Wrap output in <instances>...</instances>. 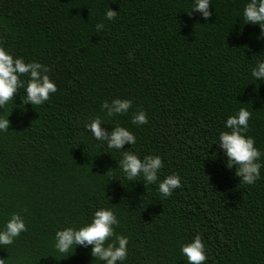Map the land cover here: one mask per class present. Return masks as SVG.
I'll use <instances>...</instances> for the list:
<instances>
[{
  "label": "trees",
  "instance_id": "obj_1",
  "mask_svg": "<svg viewBox=\"0 0 264 264\" xmlns=\"http://www.w3.org/2000/svg\"><path fill=\"white\" fill-rule=\"evenodd\" d=\"M193 2L0 0V46L46 65L57 87L42 106L21 110L19 89L0 108L9 115L0 134V227L13 213L27 227L0 246L5 264H100L90 246L64 255L53 247L57 230L90 222L100 207L115 212L116 234L128 237L125 264H187L180 246L196 233L205 264H264V167L254 185H240L212 144L245 107L248 135L264 153V83L249 75L264 59V40L258 25H244L248 0H211L207 21L187 14ZM108 8L117 11L112 21ZM115 98L132 106L106 117L101 104ZM141 110L148 123L133 125ZM93 117L109 132L129 129L136 144L122 150L160 156V178L176 173L181 187L164 199L157 185L124 180L122 152L96 146L85 129Z\"/></svg>",
  "mask_w": 264,
  "mask_h": 264
},
{
  "label": "clouds",
  "instance_id": "obj_2",
  "mask_svg": "<svg viewBox=\"0 0 264 264\" xmlns=\"http://www.w3.org/2000/svg\"><path fill=\"white\" fill-rule=\"evenodd\" d=\"M211 0H194L187 14L198 12L200 18L207 21L212 13L209 12ZM244 25H258L260 34L257 40H264V0H248L242 10ZM117 17V11L105 12L104 19L112 21ZM105 25L97 23L95 29L100 32ZM49 68L37 61L26 63L23 57H15L3 46H0V108L9 102H13L14 96L23 89L21 98V110L23 105L42 106L49 100L50 95L55 94L57 87L48 75ZM250 77L255 82L264 83V59H259L251 67ZM21 77H27L26 80ZM256 85V84H255ZM258 85L254 88V94ZM13 104V103H12ZM132 101L128 99H112L104 101L101 111L106 117H115L128 113ZM9 116V115H8ZM8 116H0V134L9 131ZM251 112L241 107L224 121V129L219 132L218 138L212 144L218 146L222 152L223 160L227 168H235V176L240 178V185L251 186L261 179L260 169L264 167L261 157L264 156L257 147L255 139L248 135ZM133 125H145L148 123L147 114L138 111L131 117ZM104 121L100 117H93L85 125L96 146H106L107 149L122 152V158L117 167L128 182L142 181L143 185H157V190L162 198L167 199L173 192L181 187V177L172 173L160 178L164 167L163 161L158 155H144L141 158L134 151L122 150L125 145H135L136 136L129 129L116 124L111 131L104 127ZM211 144V145H212ZM209 148V147H208ZM213 159L216 153H213ZM106 198V197H105ZM108 199V198H106ZM119 220L111 208L100 207L92 214L90 222L80 227H65L57 230L54 235L53 247L61 255L70 251L74 252L77 246L89 248L94 261L100 264H125L128 256V237L117 235L115 228ZM27 227L23 217L13 213L0 227V246H9ZM114 238V239H113ZM206 245L200 233H196L190 242L180 246V254L187 264H205L207 257ZM0 264H5L0 259Z\"/></svg>",
  "mask_w": 264,
  "mask_h": 264
}]
</instances>
